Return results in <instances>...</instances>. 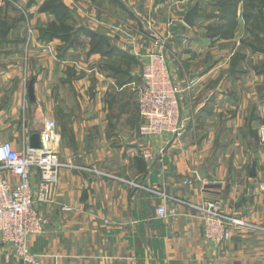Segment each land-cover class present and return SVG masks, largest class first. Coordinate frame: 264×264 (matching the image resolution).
Here are the masks:
<instances>
[{
    "label": "crops",
    "instance_id": "obj_1",
    "mask_svg": "<svg viewBox=\"0 0 264 264\" xmlns=\"http://www.w3.org/2000/svg\"><path fill=\"white\" fill-rule=\"evenodd\" d=\"M6 1L36 12L30 0ZM10 3L0 0V21L16 13ZM137 7L138 17L144 18L143 8L152 16L153 30L145 24L130 29L110 17L98 26L130 62L100 51L92 56L100 67L92 99L83 69L91 59L83 56L90 34L77 32L78 41L68 43L65 53L63 42L52 38L48 67L43 58L33 67L32 55L22 65L21 41H0V143L22 149L48 114L56 122L54 148L72 164L61 168L53 202L41 206L50 224L29 238V249L44 264H264V46L256 52L247 47L248 59L242 60L257 72L230 73L229 82L220 78L218 62L209 60L210 39L195 25L162 17L153 0H140ZM0 33L11 28L1 26ZM150 33L164 38L170 68L179 69L177 59L183 71L173 75L183 88L185 120L176 137L141 138L137 131L124 136V119L140 121L141 64L151 49ZM73 52L80 54L74 62ZM31 78L33 101L26 81ZM72 87L83 89L80 118ZM143 147L156 157L142 158ZM204 200H219L223 211L240 216L246 226L223 243L207 240L198 209ZM63 205L72 210L62 211ZM160 205L173 213L159 216ZM9 251L0 247V264H22Z\"/></svg>",
    "mask_w": 264,
    "mask_h": 264
},
{
    "label": "rangeland",
    "instance_id": "obj_2",
    "mask_svg": "<svg viewBox=\"0 0 264 264\" xmlns=\"http://www.w3.org/2000/svg\"><path fill=\"white\" fill-rule=\"evenodd\" d=\"M49 1L55 2L56 0H30V3L32 4L37 3L35 7L31 4L30 7H33L31 9H35L36 11L31 12L16 1L12 2L11 4L10 1L4 0L5 3H10L13 5L12 7L15 9L16 13L10 16V18L6 17L7 19L5 18L0 21V27L7 26L8 29L11 28L10 34L6 33L4 35L0 33V41H21L23 44V57L21 59V62L23 63L22 65H26V62L24 63V61L26 60L27 56L29 57V55H32L34 58L32 64L33 67L34 63L37 64L40 58L44 59L42 62L43 66L48 67L50 66V63H48V65L44 64H46V58H48L50 55L49 44L52 38H59L60 41L63 42L64 48L62 49L63 53H65L68 43H70V46H72V44H75L78 41L77 32L86 33V35L90 34V41L88 42L87 46L88 49L87 51H83V56L91 57L90 60L93 61L89 60L88 62L91 63L87 62L85 64L86 67L84 65L83 69L87 76V84H89L87 95L91 93V99L94 98L93 90L97 89L92 87L95 85H93V81H95V78L98 80V77L100 76V67H97L98 61H96L94 58L92 59V56H95L100 52L107 54H117V56L122 58L127 64L130 62V56L125 52L120 51V47L118 48L115 45H112L109 40L104 37V34H100L98 26L104 24L102 23L103 21L106 23L110 17V19L113 21L115 20L118 25L122 24L125 25V27L130 26V29L134 28L137 31H139L144 24L150 29H154L152 16L148 14L147 11H144V8L141 11V13L144 15V18L141 15L138 17L137 13L140 9L137 7V5L140 0H60L65 4L67 10L57 16L49 11L41 10L42 4ZM153 4L158 7V12L162 17L163 15H166L169 21L174 20L181 26L187 25L183 21L184 16L189 11H194L195 14L192 18V24L187 26L195 25L199 30H201L204 37L210 39L211 45L207 46L208 49H206L205 52H207L208 58L211 62H218V72L221 74L220 78H227L229 81L230 73L239 74L248 72L249 70L251 71V69H253L254 72H257L258 67L253 68L252 64L249 66L247 65L246 67L244 64H242V60H244L246 57V59H248L246 53L248 51H246V49L249 48V51L251 50L256 52L260 48V45L264 46V0H153ZM1 8H4V5H0V10ZM38 13L43 17L36 21L34 15ZM161 16L158 20H161ZM243 20L245 23H243ZM19 26H23L21 33H19L18 30ZM150 37L153 41L152 33H150ZM94 48L97 49V51H94ZM164 49L166 54L165 46L163 51ZM153 50H155V47L151 42V49L144 54L140 75H142L143 72V65L146 60V55ZM79 56L80 54L73 52L71 59L73 62L77 61L80 59ZM106 56L111 55H105V57ZM175 61L177 63V67L179 68L177 70L175 68L171 69L169 61L167 60L172 76L178 73L183 75V71L180 70L181 67L179 66L177 59H175ZM94 62L97 66H94ZM250 62H252V60ZM110 67L114 68V63L110 64ZM87 69H90V71H87ZM33 70L34 69H32V71ZM93 76L96 77L93 78ZM69 78L71 80L72 77ZM30 80H26L27 85ZM95 83L97 84V81ZM187 86L186 90H188ZM76 88H71V99H73V104H75L74 109L77 112L76 117L80 118L81 107L84 103L82 95L83 89ZM227 99L230 98L227 97ZM233 99L234 98L230 100ZM230 100L226 101H229L230 103ZM221 103H225V100H222ZM45 116L49 117L48 114ZM141 123V118L140 121H137L134 117L129 118V121H125L124 119V125L129 126V128L123 130L124 136L125 133L136 131L138 133L137 127ZM96 135L97 131L93 130L91 137L93 138ZM220 147H223V145ZM145 150H149L154 156L155 152H153L148 147H143L141 152L143 153ZM42 205L46 204H41L38 207V210L42 215L47 216L50 221V217L45 212H43L41 208ZM223 212L230 215V213H226L225 211ZM47 228L44 232H46ZM44 232L42 234H44ZM0 247L8 248L14 258L22 262L21 257L14 252V247L10 243H1ZM36 258L38 259L37 256Z\"/></svg>",
    "mask_w": 264,
    "mask_h": 264
},
{
    "label": "built area",
    "instance_id": "obj_3",
    "mask_svg": "<svg viewBox=\"0 0 264 264\" xmlns=\"http://www.w3.org/2000/svg\"><path fill=\"white\" fill-rule=\"evenodd\" d=\"M153 30V29H152ZM155 50L146 55L141 75L138 126L141 138L159 134L179 136L185 129L181 117L180 95L182 86L170 72L165 49V40L153 33ZM56 122L47 116L39 132L40 147L33 148L27 142L16 149L8 142L0 143V244L10 243L23 264H42L30 252L27 240L42 234L49 218L42 215L38 207L53 202V188L58 181L61 168L72 166L63 162L54 148ZM145 160H153L156 153L141 152ZM264 190V187H262ZM202 213L203 235L214 243L229 240L234 233L246 226L238 215L222 211L219 200H204L198 206ZM62 211H71L70 206H61ZM157 214H172L164 206L157 207Z\"/></svg>",
    "mask_w": 264,
    "mask_h": 264
},
{
    "label": "water",
    "instance_id": "obj_4",
    "mask_svg": "<svg viewBox=\"0 0 264 264\" xmlns=\"http://www.w3.org/2000/svg\"><path fill=\"white\" fill-rule=\"evenodd\" d=\"M194 11H189L185 16L183 21L187 24V25H191L192 24V18L194 16ZM28 98L29 100L33 101L34 98V88H33V79H31L28 83ZM29 146L33 147V148H38L40 147V136H39V132H33L28 140Z\"/></svg>",
    "mask_w": 264,
    "mask_h": 264
},
{
    "label": "trees",
    "instance_id": "obj_5",
    "mask_svg": "<svg viewBox=\"0 0 264 264\" xmlns=\"http://www.w3.org/2000/svg\"><path fill=\"white\" fill-rule=\"evenodd\" d=\"M41 10L42 11H49V12H51L57 16L60 13L65 12V10H67V9H66L65 4L62 1L56 0L55 2H53V1L44 2L42 4ZM263 18H264V16H263ZM94 51H97V49L94 48Z\"/></svg>",
    "mask_w": 264,
    "mask_h": 264
}]
</instances>
